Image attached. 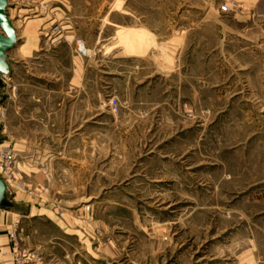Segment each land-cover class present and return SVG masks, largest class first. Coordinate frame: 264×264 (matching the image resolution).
Masks as SVG:
<instances>
[{
    "label": "rangeland",
    "instance_id": "374dc122",
    "mask_svg": "<svg viewBox=\"0 0 264 264\" xmlns=\"http://www.w3.org/2000/svg\"><path fill=\"white\" fill-rule=\"evenodd\" d=\"M52 2L8 8L25 34L9 57L39 42L0 88L25 183L0 209L8 235L65 221L67 264H264V0Z\"/></svg>",
    "mask_w": 264,
    "mask_h": 264
},
{
    "label": "crops",
    "instance_id": "0c3cea01",
    "mask_svg": "<svg viewBox=\"0 0 264 264\" xmlns=\"http://www.w3.org/2000/svg\"><path fill=\"white\" fill-rule=\"evenodd\" d=\"M36 21L37 20H34V23L30 24V25H32L31 27L40 25V23L36 22ZM14 24H15V27L17 29L18 37L20 40V38H23V36L25 34H21L16 23H14ZM41 24H43V23L41 22ZM26 27H28V25ZM63 28H64V26H63ZM145 32H147L146 29H145ZM31 35H34V34H31ZM58 37H60V36H58ZM38 43L39 42L35 38H29V39L26 38L24 40L23 44L20 45L19 48L17 49L15 56H17V59L19 61L22 59L25 60L26 58L34 57V55L39 51V47H38L39 44ZM15 56H12V54H10L11 59H14ZM4 81H6V80L4 79ZM70 81H72V80H70ZM69 84H70L69 87L71 88L72 82H69ZM32 100L33 101H41V99H39V98L38 99L33 98ZM66 100H67L66 98L62 99L63 102ZM45 101L50 102L49 98L45 99ZM62 101L59 104H62ZM68 101H71V99H69ZM24 199H26V198L25 197L15 198L14 201H15V203H21V202L25 201ZM51 207H52V205H51ZM51 207L49 205L42 206V205L38 204L37 202H35V204H33V206H31L30 211H28V212H30V214H33V215L46 216L50 220L54 221L55 215L57 214L56 213L57 211L55 209L52 210ZM13 219H14L13 217L9 218V216H6L5 214H2V216H0V264H12L9 262V260H8L9 257L6 254L11 251L12 243L9 239L8 231H9V227H10V224L13 221ZM56 226L58 227L60 234H61L59 237L53 236V237H46L45 238L43 235L40 234V232H38V230H35L36 228H34L33 226L29 229L27 227L22 228L23 233L22 232L19 233V236H20V239H21L23 245L34 250V252H36L40 256V258L42 260L41 264H67L65 259H63V257H62V256H64L65 253L62 251L59 252V250H60L59 246H61V244H62L61 241L66 243V240L63 239L61 236L68 235V232L70 230V226L67 225L65 223V221H63V223H61V224H57ZM77 229L78 230H76V231L79 232V228H77ZM77 264H82V262L80 260H78Z\"/></svg>",
    "mask_w": 264,
    "mask_h": 264
},
{
    "label": "built area",
    "instance_id": "2783aa9c",
    "mask_svg": "<svg viewBox=\"0 0 264 264\" xmlns=\"http://www.w3.org/2000/svg\"><path fill=\"white\" fill-rule=\"evenodd\" d=\"M34 0H21V2H27L30 4ZM41 5V12H51V4L54 0H36ZM12 2V0H10ZM230 6L227 3H224L221 6L222 11H228ZM61 34V28L58 24L54 26L52 29L51 35L48 38V41L55 40V36ZM55 35V36H54ZM76 51L81 56L88 55V48L85 42L78 38L76 40ZM111 108L113 111H118L119 109V102L116 99H113L111 102ZM17 151L11 147L10 145H3L0 148V176L5 181L7 188L9 189V185L12 181H15L17 185L24 187L25 183L21 180H16L14 174V167L17 161ZM58 213H63L64 209L62 207H57ZM18 228L15 224V228H13L9 233V238L12 243L11 246V254H12V264H41L40 256L34 252V250L28 248L27 246L21 243V239L18 233Z\"/></svg>",
    "mask_w": 264,
    "mask_h": 264
},
{
    "label": "water",
    "instance_id": "95a60500",
    "mask_svg": "<svg viewBox=\"0 0 264 264\" xmlns=\"http://www.w3.org/2000/svg\"><path fill=\"white\" fill-rule=\"evenodd\" d=\"M9 6L10 0H0V16L4 17L0 21V88L4 86V78L10 76L12 71L9 51L19 42L16 27L9 16ZM12 207L14 203L9 199L7 185L0 176V209Z\"/></svg>",
    "mask_w": 264,
    "mask_h": 264
},
{
    "label": "snow or ice",
    "instance_id": "6c2138e0",
    "mask_svg": "<svg viewBox=\"0 0 264 264\" xmlns=\"http://www.w3.org/2000/svg\"><path fill=\"white\" fill-rule=\"evenodd\" d=\"M4 19L3 16H0V21H2ZM9 35H11V33H9Z\"/></svg>",
    "mask_w": 264,
    "mask_h": 264
},
{
    "label": "bare ground",
    "instance_id": "6f19581e",
    "mask_svg": "<svg viewBox=\"0 0 264 264\" xmlns=\"http://www.w3.org/2000/svg\"><path fill=\"white\" fill-rule=\"evenodd\" d=\"M18 39H19V37H18Z\"/></svg>",
    "mask_w": 264,
    "mask_h": 264
}]
</instances>
